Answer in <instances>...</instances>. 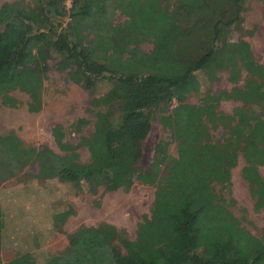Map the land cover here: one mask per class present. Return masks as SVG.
Wrapping results in <instances>:
<instances>
[{
	"label": "trees",
	"instance_id": "16d2710c",
	"mask_svg": "<svg viewBox=\"0 0 264 264\" xmlns=\"http://www.w3.org/2000/svg\"><path fill=\"white\" fill-rule=\"evenodd\" d=\"M249 1L72 0L67 8L64 0H19L0 6V106L16 107L10 94L18 91L28 96V111L38 113L53 69L92 96V121L72 125L76 133L91 125L89 135L72 145L60 125L52 128L59 153L24 145L14 132L0 134V183L36 164V179L56 180L76 193L128 192L136 183L155 190L134 239L105 222L81 225L66 234L67 246L57 254L39 259L27 249L0 264H264V231L253 236L215 191L229 189L241 156V176L264 217V63L247 41H231L243 29ZM221 72L233 87L214 94ZM203 86L200 103H188ZM221 101L239 105L226 114L218 110ZM154 121L177 144V156L161 141L143 170L142 144ZM80 147L89 154L86 162ZM72 215V208L55 214L54 226L61 231ZM3 229L0 206V250Z\"/></svg>",
	"mask_w": 264,
	"mask_h": 264
},
{
	"label": "rangeland",
	"instance_id": "374dc122",
	"mask_svg": "<svg viewBox=\"0 0 264 264\" xmlns=\"http://www.w3.org/2000/svg\"><path fill=\"white\" fill-rule=\"evenodd\" d=\"M14 1L19 0H0V6ZM243 18L242 31H234L231 41L239 38L247 41L255 59L264 63V5L254 0L249 1ZM143 48L149 50L151 46L146 44ZM232 87L228 81V73L221 72L219 79L212 85V91L214 94L228 93ZM203 93L204 86L199 93L191 94L187 102L198 105ZM10 96L17 104L14 108L0 106V134L14 132L24 145L38 149L48 147L59 153L51 135L55 125L63 128L66 141L72 145H76L81 136L92 132L91 125L83 128L81 133L73 131L72 125L79 118L92 121L88 112L92 96L69 82L65 72L53 69L48 73L43 85L42 108L38 113L28 111L29 99L26 94L16 91ZM238 105L233 101H221L218 110L231 114ZM161 141L169 144L168 155L177 156V144L170 141L169 134L154 121L142 144L143 155L139 163L141 169H148L154 147ZM77 152L81 162L89 159L86 148L80 147ZM243 164V159L239 156L237 166L231 171L229 189L221 191L219 186H215V191L230 203L229 209L240 220L241 225L253 236L260 237L264 231L263 211L254 210L248 185L241 176ZM259 171L264 177L263 169L259 168ZM37 173L36 164L28 165L15 177L0 183V206L4 222L0 258L3 262L12 260L27 249H31L39 259H43L45 255L57 254L67 246L66 234L75 232L81 225L95 226L105 222L124 229L134 239L137 225L144 216L149 215L154 201V188L141 183L134 184L128 192L102 193L100 190L92 195L76 193L56 180L39 181L36 179ZM69 208L73 209L74 215L68 218L59 231L52 218Z\"/></svg>",
	"mask_w": 264,
	"mask_h": 264
},
{
	"label": "built area",
	"instance_id": "2783aa9c",
	"mask_svg": "<svg viewBox=\"0 0 264 264\" xmlns=\"http://www.w3.org/2000/svg\"><path fill=\"white\" fill-rule=\"evenodd\" d=\"M71 3H72V0H64V5H65L67 8H70Z\"/></svg>",
	"mask_w": 264,
	"mask_h": 264
}]
</instances>
